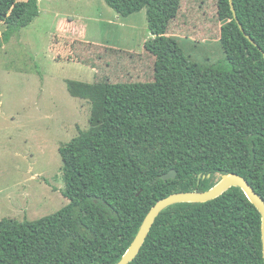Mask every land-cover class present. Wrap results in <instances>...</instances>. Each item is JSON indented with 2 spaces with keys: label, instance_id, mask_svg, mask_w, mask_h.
I'll use <instances>...</instances> for the list:
<instances>
[{
  "label": "trees",
  "instance_id": "16d2710c",
  "mask_svg": "<svg viewBox=\"0 0 264 264\" xmlns=\"http://www.w3.org/2000/svg\"><path fill=\"white\" fill-rule=\"evenodd\" d=\"M106 2L124 17L146 8L151 37L141 52L71 48L69 57L97 70L93 83L67 81L73 97L91 103L89 127L59 147L69 202L34 220L0 219V264H116L158 200L208 190L227 174L245 177L264 199V0H233L257 45L224 0L226 60L207 67L190 61L171 33L181 0ZM38 5L0 0V46L34 21ZM148 61L151 79L108 76H132ZM171 169L177 176L162 179ZM148 233L129 264H264L262 215L240 187L169 206Z\"/></svg>",
  "mask_w": 264,
  "mask_h": 264
},
{
  "label": "rangeland",
  "instance_id": "374dc122",
  "mask_svg": "<svg viewBox=\"0 0 264 264\" xmlns=\"http://www.w3.org/2000/svg\"><path fill=\"white\" fill-rule=\"evenodd\" d=\"M38 7L40 15L0 46V219L34 220L69 202L59 147L89 127L91 103L73 97L67 81L93 83L97 70L69 57L73 45L86 40L138 52L151 33L146 8L124 17L106 0H39ZM225 8L224 0H181L171 33L190 61L225 62ZM5 29L0 20V36ZM152 64L130 70L132 76L119 78L118 69L108 76L151 79Z\"/></svg>",
  "mask_w": 264,
  "mask_h": 264
},
{
  "label": "water",
  "instance_id": "95a60500",
  "mask_svg": "<svg viewBox=\"0 0 264 264\" xmlns=\"http://www.w3.org/2000/svg\"><path fill=\"white\" fill-rule=\"evenodd\" d=\"M231 8L234 16L238 22V25L245 36L255 45L257 43L249 36L239 19L237 18L236 10L234 9L233 0H230ZM262 51V49L259 47ZM264 55V52H263ZM177 176V171L175 169H171L169 172L163 174L161 177L164 180L174 179ZM201 176V175H200ZM199 176V177H200ZM210 174H208V177ZM205 177V176H203ZM231 187H240L248 199L253 202V204L257 207L262 215V249H263V258H264V199L255 191L253 185H251L245 177L239 174H227L221 177V179L210 189L205 191H181L172 193L160 200H158L149 210L147 215L145 216L136 236L134 237L132 243L130 244L127 251L121 257V259L116 264H129L131 261L135 259V257L140 252L147 236L149 235L153 224L155 223L159 214L166 209L167 207L181 202H206L217 198L222 195L225 191H227ZM87 264V263H83Z\"/></svg>",
  "mask_w": 264,
  "mask_h": 264
},
{
  "label": "crops",
  "instance_id": "0c3cea01",
  "mask_svg": "<svg viewBox=\"0 0 264 264\" xmlns=\"http://www.w3.org/2000/svg\"><path fill=\"white\" fill-rule=\"evenodd\" d=\"M39 10H40V7H39ZM135 14V13H134ZM39 15H40V12H39ZM38 15V16H39ZM120 18V16L119 15H117V17H116V19L118 20ZM35 20V19H34ZM64 25V21H60V27H62ZM151 37V33H150V35H147L146 36V38L143 40V44H142V48H141V50L140 51H138V52H141L142 50H143V46H144V43H145V41L147 40V39H149ZM76 40H77V38H75ZM85 42H91V43H96V42H94V41H86V40H84ZM97 44H99V43H97ZM102 45H104V44H102ZM106 46H109V45H106ZM110 47H114V46H110ZM115 48H118V47H115ZM131 52H136V51H131Z\"/></svg>",
  "mask_w": 264,
  "mask_h": 264
}]
</instances>
